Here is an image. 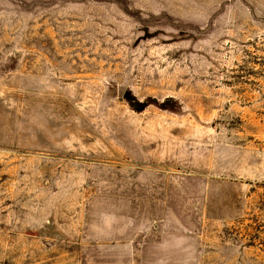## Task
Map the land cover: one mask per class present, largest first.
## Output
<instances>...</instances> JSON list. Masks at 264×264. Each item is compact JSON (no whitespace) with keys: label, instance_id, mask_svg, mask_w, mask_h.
Masks as SVG:
<instances>
[{"label":"rangeland","instance_id":"obj_1","mask_svg":"<svg viewBox=\"0 0 264 264\" xmlns=\"http://www.w3.org/2000/svg\"><path fill=\"white\" fill-rule=\"evenodd\" d=\"M0 264H264V0H0Z\"/></svg>","mask_w":264,"mask_h":264}]
</instances>
